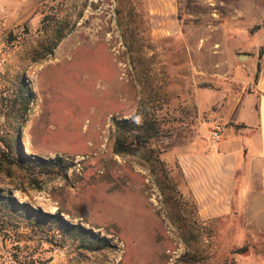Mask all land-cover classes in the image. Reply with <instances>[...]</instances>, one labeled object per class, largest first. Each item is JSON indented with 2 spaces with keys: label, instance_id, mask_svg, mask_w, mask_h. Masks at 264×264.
I'll use <instances>...</instances> for the list:
<instances>
[{
  "label": "rangeland",
  "instance_id": "374dc122",
  "mask_svg": "<svg viewBox=\"0 0 264 264\" xmlns=\"http://www.w3.org/2000/svg\"><path fill=\"white\" fill-rule=\"evenodd\" d=\"M176 8L152 19L145 0H0V264H264V198L201 221L177 161L179 145L234 125L264 55V0ZM140 107L160 108L154 171L113 152V120ZM29 209L110 247L82 250Z\"/></svg>",
  "mask_w": 264,
  "mask_h": 264
},
{
  "label": "crops",
  "instance_id": "0c3cea01",
  "mask_svg": "<svg viewBox=\"0 0 264 264\" xmlns=\"http://www.w3.org/2000/svg\"><path fill=\"white\" fill-rule=\"evenodd\" d=\"M176 1L145 0L150 18H175ZM251 84L229 115L234 125L220 129L218 142L210 136L193 138L177 149L178 165L201 221L225 219L253 195V203L260 202L256 196L264 198V55ZM236 125L246 128L237 130Z\"/></svg>",
  "mask_w": 264,
  "mask_h": 264
},
{
  "label": "trees",
  "instance_id": "16d2710c",
  "mask_svg": "<svg viewBox=\"0 0 264 264\" xmlns=\"http://www.w3.org/2000/svg\"><path fill=\"white\" fill-rule=\"evenodd\" d=\"M55 45L58 43L63 36L56 32L54 34ZM54 45V46H55ZM51 51V50H50ZM20 92L22 94V109L23 112L28 108L31 102V96L29 91L25 87H21ZM160 108H139L136 113L127 119H114L113 126L115 129V138L113 145V152L117 155H131L142 161H144L152 171H154L155 166L159 164L161 151L152 145L153 140H155L160 135V120L158 118L157 112ZM236 129L246 128L244 125H236ZM18 144V142H17ZM20 153V163H27L31 161L32 165L35 167L50 169L52 172L56 173L58 176H65L69 170V166L63 163V160L59 157H55L53 160L43 161L39 158H30L25 156L22 151ZM5 154V152H3ZM162 186V184H160ZM5 206L11 207V204L17 207H26L24 204L19 205L11 198H5ZM38 216V221L45 222L43 219L49 218L48 224L50 226H55L61 232L62 236H67L73 241L78 242V247L82 250L89 252L100 251L105 248H109V243L105 238H101L98 234L93 233L91 230L82 228L81 226H72L66 223L60 216L59 213L54 215H44L41 211H33L29 209ZM37 221V222H38Z\"/></svg>",
  "mask_w": 264,
  "mask_h": 264
},
{
  "label": "built area",
  "instance_id": "2783aa9c",
  "mask_svg": "<svg viewBox=\"0 0 264 264\" xmlns=\"http://www.w3.org/2000/svg\"><path fill=\"white\" fill-rule=\"evenodd\" d=\"M211 139L214 142H218L221 139V130L219 128H216L214 131H212Z\"/></svg>",
  "mask_w": 264,
  "mask_h": 264
},
{
  "label": "water",
  "instance_id": "95a60500",
  "mask_svg": "<svg viewBox=\"0 0 264 264\" xmlns=\"http://www.w3.org/2000/svg\"><path fill=\"white\" fill-rule=\"evenodd\" d=\"M248 57H250V56H249V55H245V54H244V55H239V56H238L239 60H242V61L245 60V59L248 58Z\"/></svg>",
  "mask_w": 264,
  "mask_h": 264
}]
</instances>
